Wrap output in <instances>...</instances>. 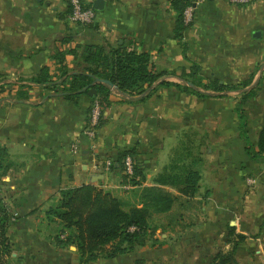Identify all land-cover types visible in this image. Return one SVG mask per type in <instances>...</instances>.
I'll use <instances>...</instances> for the list:
<instances>
[{
    "label": "crops",
    "instance_id": "0c3cea01",
    "mask_svg": "<svg viewBox=\"0 0 264 264\" xmlns=\"http://www.w3.org/2000/svg\"><path fill=\"white\" fill-rule=\"evenodd\" d=\"M173 1L104 0L95 8L96 21L83 25L68 19L66 0H0V196L10 216L11 244L5 264H81L78 250L61 243L67 235L62 225L46 212L61 190L84 184L110 192L127 207L141 206L146 187H161L178 199L168 212L150 217L154 244L83 264L154 262L169 250L183 262L211 264L239 234L246 239L237 245L236 262L264 264V156L247 150L264 125V0H204L181 37ZM87 45L147 52L154 70L164 73L142 95L111 87L94 142L84 135L93 97L66 99L31 82L43 68L52 79L62 67L81 69ZM192 66L204 83L239 84L254 73L252 83L258 79L260 85L243 103L246 137L237 111L241 90L201 96L159 84L194 86L180 77ZM22 83L32 85L26 98L18 96ZM74 143L78 153L72 152ZM122 152L133 157L138 174L125 175L118 163ZM107 159L113 163L108 170ZM172 163L200 173L193 197L156 182Z\"/></svg>",
    "mask_w": 264,
    "mask_h": 264
},
{
    "label": "trees",
    "instance_id": "16d2710c",
    "mask_svg": "<svg viewBox=\"0 0 264 264\" xmlns=\"http://www.w3.org/2000/svg\"><path fill=\"white\" fill-rule=\"evenodd\" d=\"M173 3L180 11L177 33L181 37L186 27L183 11L188 3H183V0H174ZM82 62V68L72 72L62 67L57 79H52L49 70L43 68L31 82L41 85L48 93L53 91L55 95L66 99L88 93L90 88H95L96 95L93 101L100 99L103 110L109 104L111 87L97 82V79L110 80L124 93L142 95L164 75L154 70L149 53H137L122 46L117 48L109 46L106 50L102 46L87 45ZM198 70L197 66H192L191 72L183 71L180 75L185 82L190 81L194 86L167 81L159 84L173 85L201 96L210 95L208 91L223 95L226 91H239L246 88L252 83L254 77L253 73L250 78L239 84L229 85L219 80L204 83L196 78ZM259 85L260 83L249 91L241 93L237 111L240 117V133L244 137H246V117L243 103L257 93ZM29 87L32 85L20 84L18 96L26 98ZM247 150L253 156H264V125L258 134L256 144H248ZM127 155H129L128 152H122L118 157V163L123 169ZM135 174H138L136 170H134ZM200 179L201 175L198 171L179 163L166 165L155 178L158 184L175 186L182 195L187 197H193L197 193ZM139 197L141 206L127 207L122 199L94 185L84 184L79 187L65 188L61 190L58 202L47 210L46 217L49 221H57L62 225V232H66L67 235L61 243L65 246L77 247L81 264L90 263L99 258L110 259L130 253L149 242L154 244L156 242L153 239L154 232L148 231L150 217L153 213L168 212L178 199L174 194L158 186L143 188ZM9 221V213L0 196V264H5L6 257L11 254V244L7 237ZM133 226L137 227V230L130 231V227ZM245 239L246 236L241 234L236 236V240L230 239L232 248L227 252L217 253L211 264H238L235 260V251L238 243ZM134 264H146V262L144 258H138Z\"/></svg>",
    "mask_w": 264,
    "mask_h": 264
},
{
    "label": "built area",
    "instance_id": "2783aa9c",
    "mask_svg": "<svg viewBox=\"0 0 264 264\" xmlns=\"http://www.w3.org/2000/svg\"><path fill=\"white\" fill-rule=\"evenodd\" d=\"M70 5V12L68 15V19L73 23H79L83 25H91L96 21V9L94 7L95 0H66ZM204 0H191L183 11V20L184 24L189 25L194 18V11L196 7L201 4ZM230 3L237 5H247L258 0H226ZM102 115V106L100 99H95L92 103V107L90 109L88 121L86 127L84 129V135L89 139L94 140L97 137L98 127L100 124ZM95 143L93 144V148L95 147ZM72 152H79V144L74 143L72 145ZM112 161L107 159L104 162V168L106 170L110 169L112 166ZM98 167V165H96ZM125 175L128 177L134 176V160L131 155H127L124 159V169ZM248 183L255 184V178L249 177L247 179ZM137 230V227H130V231Z\"/></svg>",
    "mask_w": 264,
    "mask_h": 264
},
{
    "label": "rangeland",
    "instance_id": "374dc122",
    "mask_svg": "<svg viewBox=\"0 0 264 264\" xmlns=\"http://www.w3.org/2000/svg\"><path fill=\"white\" fill-rule=\"evenodd\" d=\"M139 199H141V198L139 197ZM148 231H149V229H148ZM61 232H62V230H61ZM72 246H73L72 247V250H76L77 249V247L75 245H72ZM67 247H69V245H67ZM169 251L168 252L167 251L165 252V255H166L167 258H165L162 255V256L158 257L156 259V261H154V262L147 261L144 258L146 264H194L192 259L189 258L188 260H186L185 262H183V260L179 258L180 257L179 255H177L176 253L174 254V252H172L171 250H169ZM127 254H129V253H127ZM124 255H126V254H124Z\"/></svg>",
    "mask_w": 264,
    "mask_h": 264
},
{
    "label": "water",
    "instance_id": "95a60500",
    "mask_svg": "<svg viewBox=\"0 0 264 264\" xmlns=\"http://www.w3.org/2000/svg\"><path fill=\"white\" fill-rule=\"evenodd\" d=\"M104 3V0H95L94 1V7L95 8H101V5ZM97 82H101V83H105L108 84L110 87L115 88L116 90H118V88L110 81V80H106V79H97ZM258 79H256L252 84H250L249 86H247L246 88L242 89L241 92H245V91H249L250 89H252L253 87H255L256 83H257ZM191 84V83H190ZM192 85V84H191ZM148 91V90H147ZM217 94V93H216ZM88 95L91 97H94L96 95V89L95 88H90L88 91ZM73 247V246H72Z\"/></svg>",
    "mask_w": 264,
    "mask_h": 264
}]
</instances>
